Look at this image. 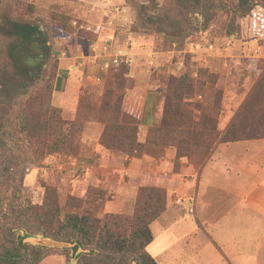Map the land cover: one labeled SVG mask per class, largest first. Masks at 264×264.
Here are the masks:
<instances>
[{
  "label": "rangeland",
  "instance_id": "374dc122",
  "mask_svg": "<svg viewBox=\"0 0 264 264\" xmlns=\"http://www.w3.org/2000/svg\"><path fill=\"white\" fill-rule=\"evenodd\" d=\"M136 1L146 6L147 16H154L161 5V0ZM129 8L124 0H0V22L9 21L14 31L23 37L17 46H6L5 52L33 79L35 90L32 95L44 103L50 94L49 103L59 109L64 120L77 119L82 123L77 133V153L74 156H46L38 167L33 165L35 158L30 150L31 142L18 133L16 126L0 130V188L7 204L6 199L11 198L10 202L15 205L28 202L40 205L46 185L56 189L61 211L66 196L81 197L95 187L105 189L108 200L113 198L114 186L124 178V174L116 170L123 169L127 154L100 146L106 125L102 119L108 118L109 111L97 116L91 113L98 111L103 102H114L108 86L115 89L114 93H122L129 87L143 88L154 110L159 111L154 122L164 115L169 124H174L181 118L165 110L163 90L160 94L156 88L164 89L169 76L178 77L188 71L198 82L200 91L191 97L192 103L211 100L216 91L220 92L222 98L216 97L219 105L217 128L221 132L223 111L229 108L227 119L230 121L260 78L264 63V33L259 39L248 41L241 40L238 34L230 35V17L217 11L207 30H200L178 44L166 45L163 34L131 31L133 13ZM262 12L264 15V9ZM192 20L196 23L202 19L195 14ZM252 22L257 23V18ZM62 28L70 35L68 38L62 37L65 32ZM78 30L89 33L78 38ZM125 30L137 42L126 36L124 41L132 42L126 46V58L118 63L110 62L108 68H103L104 62L114 54L111 48L98 43L107 42L108 39L102 38L108 33L111 36L114 33L115 41H123ZM247 31L244 23L240 32L247 36ZM116 47L114 50L126 52L122 46L117 44ZM38 51L44 55L40 61H36ZM53 62H57L58 70L51 91ZM68 64H76L75 70L67 72ZM13 114L14 111L9 109L5 116L11 118ZM114 125V121L110 123V126ZM140 133L138 125L139 142ZM109 135L106 132V136ZM112 142L117 144V141ZM163 149L169 148L145 144V148L141 147L134 154L142 157ZM172 154V165L178 168L181 159L175 157L173 151ZM185 161L193 164L188 158ZM192 166L197 168L199 165ZM131 198L122 212L130 210ZM107 203L99 208L100 212L108 211ZM73 256L74 253H70L66 259L60 254H52L39 264H75Z\"/></svg>",
  "mask_w": 264,
  "mask_h": 264
},
{
  "label": "trees",
  "instance_id": "16d2710c",
  "mask_svg": "<svg viewBox=\"0 0 264 264\" xmlns=\"http://www.w3.org/2000/svg\"><path fill=\"white\" fill-rule=\"evenodd\" d=\"M124 3L133 13L130 30L163 34L166 45L178 44L200 30H207L217 11L230 17V35L238 34L241 40L248 41L259 39L264 33V0H161L154 16H147L146 6L136 0H124ZM257 8L260 10L257 11ZM195 14L200 15L202 20L195 23L192 20ZM253 18H257V23L252 22ZM244 23L247 36L240 32ZM64 31L62 37L68 38L70 35ZM86 33L89 32H76L78 38L86 37ZM72 40L75 41V38ZM22 41V35L14 31L9 21L0 22V130L16 126L18 133L31 142L30 150L35 158L33 165L38 167L46 156H74L78 148L77 133L82 123L77 119L64 120L59 109L49 103L50 94L44 103L38 101V96L32 95L35 90L33 79L26 70L19 69L5 52L6 46H17ZM261 67L260 78L221 132L217 128L219 105L216 97L219 100L222 98L220 92L216 91L211 100L192 103L191 97L200 91L198 82L188 71L178 77L169 76L164 89L156 88L160 94L163 90L165 110L171 111L173 116L178 114L181 120L169 124L162 115L146 131L144 141L140 142L137 133L146 90L129 87L122 93H114L115 89L108 86L114 102H103L94 113L87 107L96 116L109 111L108 118L102 119L106 125L100 146L134 157V153L141 147L145 148V144L169 148L175 157L188 158L196 165L202 163L219 143L264 139V63ZM57 70V62H53L51 91ZM9 109L14 111L11 118L5 116ZM113 121L116 126H110ZM106 132L110 135L106 136ZM112 141H117V144ZM44 191L40 205L29 202L15 205L10 202L11 198L6 199L8 204L5 202V194L0 188V264H39L52 254L68 259L78 247L88 252L77 255L76 264H158L146 246L153 239L151 223L166 207L164 189L138 188L130 210L126 212L99 211L108 201L105 189L95 187L81 197L66 196L62 211L56 189L46 185ZM20 231H24L25 235L41 234L73 242L75 246L70 249L36 247L23 243Z\"/></svg>",
  "mask_w": 264,
  "mask_h": 264
},
{
  "label": "crops",
  "instance_id": "0c3cea01",
  "mask_svg": "<svg viewBox=\"0 0 264 264\" xmlns=\"http://www.w3.org/2000/svg\"><path fill=\"white\" fill-rule=\"evenodd\" d=\"M128 33L125 30L123 41L108 33L102 38L107 42L98 45L108 46L113 54L118 44L127 53L132 42H125L126 36L137 42ZM75 67L68 64L67 72ZM150 100L145 93L140 140L159 114ZM228 109L221 115L222 130L229 121ZM173 158L169 149L127 155L123 169L116 170L124 178L114 186L107 210L122 211L140 187L162 188L166 207L151 223L153 239L146 246L158 264H264V139L219 143L197 168L184 162L185 157L174 168Z\"/></svg>",
  "mask_w": 264,
  "mask_h": 264
},
{
  "label": "water",
  "instance_id": "95a60500",
  "mask_svg": "<svg viewBox=\"0 0 264 264\" xmlns=\"http://www.w3.org/2000/svg\"><path fill=\"white\" fill-rule=\"evenodd\" d=\"M20 235L23 237L22 241L23 243L30 244L36 247H42V248H58V249H70L75 246V243L73 242H66L61 240H56L50 237H44L41 234L37 235H25L24 231H20ZM88 250L82 249L81 247H78L76 252L74 253V256L72 259L73 262H76V256L81 253H86ZM76 264V263H75Z\"/></svg>",
  "mask_w": 264,
  "mask_h": 264
},
{
  "label": "built area",
  "instance_id": "2783aa9c",
  "mask_svg": "<svg viewBox=\"0 0 264 264\" xmlns=\"http://www.w3.org/2000/svg\"><path fill=\"white\" fill-rule=\"evenodd\" d=\"M113 54H114V55H113L112 58L110 57L109 59H107V60L104 62V64L102 65L103 68H108L110 62H112V63H118V62L121 61V59H123V58L125 59L126 56H127V54H126L125 52L121 51L120 49H119V50L116 49V50L114 51ZM126 60L129 61L130 58H128V59H126ZM151 62H152V61L150 60L149 63H151Z\"/></svg>",
  "mask_w": 264,
  "mask_h": 264
},
{
  "label": "flooded vegetation",
  "instance_id": "af4514ba",
  "mask_svg": "<svg viewBox=\"0 0 264 264\" xmlns=\"http://www.w3.org/2000/svg\"><path fill=\"white\" fill-rule=\"evenodd\" d=\"M43 52H39L38 51V53H37V55H36V61H40V60H42V58H43Z\"/></svg>",
  "mask_w": 264,
  "mask_h": 264
}]
</instances>
